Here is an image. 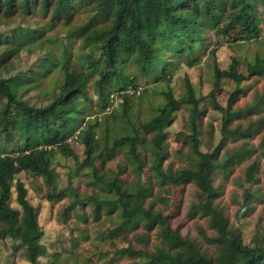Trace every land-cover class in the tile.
<instances>
[{"label": "trees", "instance_id": "16d2710c", "mask_svg": "<svg viewBox=\"0 0 264 264\" xmlns=\"http://www.w3.org/2000/svg\"><path fill=\"white\" fill-rule=\"evenodd\" d=\"M261 5L264 0H0V21L22 12L25 17L49 16L51 26L48 29L60 21L68 27L63 36L65 41H57L58 49L55 50L44 49L45 42L40 40L47 29L13 32L18 48L30 47L33 40L32 46L44 49V58L29 79L3 78L1 65L5 59L0 62V124L9 144L16 138L18 141V149L13 152L8 150L10 145H0V237L20 243L31 264H39L40 258L47 254L37 209L29 200L25 183L17 179L20 174L28 173L48 187L50 201H61L72 195L76 200L69 211L88 203L97 213L104 210L111 216L118 212L123 217L120 230L124 226L135 229L141 224L148 229L160 226L169 249L158 246L138 264H213L214 261L200 254L194 242L174 231L153 207L146 208L145 201L153 196L146 181L129 186L113 173H98L91 161L93 155L122 149L135 175L141 177L148 161L150 175L147 180L153 178L156 185L180 187L193 183L196 186L201 201L192 206L190 215L207 218L218 232L219 237L212 240L219 245L217 264H264V245H246L242 234L230 227L229 219L217 203L222 194L214 186L217 170L230 174L232 165L240 164L249 155L244 152L228 154V151L222 155L226 138L250 136L253 129L229 128L237 115L232 110L236 94L231 96L227 108L219 105L216 102L219 82L229 79L241 85L253 76L264 77V57L257 56L254 61L247 62L248 76L235 73L240 66L237 59L229 70L215 66L216 81L211 100L214 109L223 113L224 140L213 152L201 151V100L189 80L181 100L170 87L162 92L164 102L150 120L137 124L129 118L131 100L145 99L149 94L139 81L171 83L179 68L176 60L195 65L197 52L205 45L211 30L215 29L216 38L239 46L258 39L264 33ZM80 12L89 16L75 22L74 16ZM1 37L0 34V48ZM76 42L80 45L78 49L74 48ZM13 52L11 50L9 55ZM131 67L134 68L132 73ZM54 70L61 71L63 78L55 81L49 105L31 106L22 99L23 89L34 87L39 79ZM91 82L98 99L88 108L87 104L93 102L88 95ZM120 99L123 103L119 104ZM111 101L122 107L121 116L116 113L119 107H114L116 119H126L127 124L123 131L115 132L113 142L107 131H103L102 139L98 138V113L105 112ZM184 107L190 113V135H185L184 139L190 143V152H180L184 154L182 164L176 166L169 160L167 128L175 113ZM142 133L151 135L150 141L142 137ZM77 142L85 148L83 162H78L73 145ZM261 147L264 156V142ZM58 155L74 159L82 168L94 169L93 183L105 196L91 195L81 199L72 187L58 189L59 177L52 176ZM258 170L256 163L249 166V183L257 182ZM14 193L18 210L11 206ZM260 195L259 191L245 192L239 210L241 217L248 216L252 211L251 203Z\"/></svg>", "mask_w": 264, "mask_h": 264}, {"label": "rangeland", "instance_id": "374dc122", "mask_svg": "<svg viewBox=\"0 0 264 264\" xmlns=\"http://www.w3.org/2000/svg\"><path fill=\"white\" fill-rule=\"evenodd\" d=\"M260 9L264 22V5H261ZM22 15L23 13L19 12L14 16L3 17L0 21L2 35L0 62L5 59L1 65V76L5 79H29L38 70L40 61L44 58V49L48 47L53 50L58 49L57 41L64 42L63 36L68 30L63 21L48 29L51 26L49 16L42 17L34 14L25 17ZM88 16L89 14L80 12L74 16V21H82ZM36 29H47L44 38L43 36L40 38L45 42L44 49L32 46L33 40L30 42V47L18 48L13 32ZM214 32L215 29L209 32L205 45L197 52L198 60L195 65L190 66L186 61L176 60L179 68L171 83H154L147 79L139 81L146 86L149 94L145 99L131 100L132 108L129 118L132 122L139 124V121L150 120L156 114L157 107L164 102L162 92L168 87L173 90L175 97L181 100L186 91V82L189 80L201 100L202 112L199 119L201 151L213 152L219 147L224 140L223 113L214 109V103L211 100V91L216 81L215 66L223 71L229 70L233 61L237 59L240 60V66L235 73L248 76L247 62L254 61L257 56L264 57V33L258 39L239 46L225 39L216 38ZM6 41L9 42L5 43ZM79 47V42H76L74 48ZM11 50L15 52L9 55ZM133 70L134 68L131 67L130 72L132 73ZM62 78L61 71H51L47 77L39 79L34 87L23 89L25 93L20 96L31 106L49 105L52 101L53 85L56 80ZM92 84L91 82L88 87V95L93 102L87 104L88 108H91L98 99ZM233 94H236V100L233 102L232 110L237 115L229 128L240 131H246L251 127L253 129L250 136L226 138L222 155L227 151L228 154L244 152L249 155L240 164H233L230 174L221 169L217 170L214 186L222 194L217 203L229 219L230 227L238 234H242L246 245H264V156L261 147L264 142V77L253 76L241 85L229 79H222L216 93V102L227 108ZM122 101L120 99L119 104L123 103ZM119 104L118 102L113 104L111 101L105 112L98 113L99 139H102L103 131H107L110 142H113L115 132H121L126 128V119L118 120L113 113L114 107H119L116 113L122 115V107ZM189 114L185 107L181 108L175 113L172 124L167 128L169 160L176 166L182 164L181 157L184 154L181 155V153L190 152V143L184 140L185 135H190ZM143 136L150 141L151 135L142 133ZM0 145H10L8 147L10 152L18 149L17 138L9 144L1 124ZM73 145L79 157L78 162H83L84 146L79 142ZM91 161L96 165L99 174L113 173L126 185H140L146 181L148 188L153 192L151 199L145 201L146 208L153 207L174 231L184 239L194 242L201 255L214 261L213 264H217L215 260L219 245L212 240L219 237L218 232L210 225L207 218L190 215L192 206L201 201L193 183L180 187H160L155 184L153 178L147 180L150 175V169L147 168L150 165L148 161L145 162L147 167L139 177L130 170L126 153L122 149L114 153L112 151L96 152ZM78 162L74 159L67 160L61 155L57 156L54 162L55 174L52 176L59 177L58 189L72 187L74 193L81 199L91 195L105 196L93 183L94 169L82 168ZM254 163L259 168L255 174L257 182L249 183L247 169ZM17 179L23 181L28 188L29 200L37 209L38 221L45 233L42 242L48 250L47 254L40 258L39 264H138L144 262L147 254L153 253L158 246L169 249L160 226L148 229L141 224L135 229L124 226L120 230L123 217L118 212L111 216H108L104 210L97 213L96 208L88 203L84 206L79 205L75 211H69V206L76 200L72 195L69 194V197L61 201H50L48 187L42 180L35 179L28 173L20 174ZM246 191H259L261 195L251 203L252 211L248 216L241 217L239 210L244 202ZM11 206L17 210L20 209L16 204L15 193ZM0 264L31 263L27 260L25 249L20 246V243L9 237H0Z\"/></svg>", "mask_w": 264, "mask_h": 264}, {"label": "built area", "instance_id": "2783aa9c", "mask_svg": "<svg viewBox=\"0 0 264 264\" xmlns=\"http://www.w3.org/2000/svg\"><path fill=\"white\" fill-rule=\"evenodd\" d=\"M113 98V97H112Z\"/></svg>", "mask_w": 264, "mask_h": 264}]
</instances>
